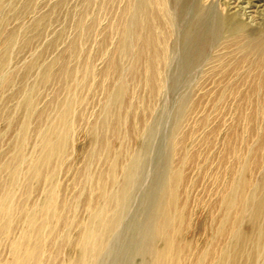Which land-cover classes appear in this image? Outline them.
Listing matches in <instances>:
<instances>
[{"label": "bare ground", "instance_id": "obj_1", "mask_svg": "<svg viewBox=\"0 0 264 264\" xmlns=\"http://www.w3.org/2000/svg\"><path fill=\"white\" fill-rule=\"evenodd\" d=\"M115 1H83L98 10H84L76 23L78 35L69 55L82 62L71 68L70 61L61 56L50 63L41 62L43 52L30 55L24 67L18 65L16 60L24 49L53 17L51 13L39 15L25 25L20 22L22 15L35 13L38 0H0V96L10 92L8 100H17L21 112L20 117L11 111L5 115L13 132L6 136L7 150L0 158V264H101L111 236L124 219L131 193L142 179L139 152L132 154L128 143L139 128L137 124L144 122V129L147 122L144 117L135 123L132 87L143 86L152 102L161 94L175 23L168 0H127L123 14L111 26L118 38L115 50L106 48L104 39L96 47L99 52L91 54L87 49L90 37L104 28L101 14ZM65 2L59 0L54 11ZM11 22L15 23L13 28ZM243 31L242 25H231L226 18L208 26L205 17H197L185 37V71L207 59L201 87L218 90L219 102H238L235 111L244 122L242 131L235 135L242 138L240 147L228 142L232 171L224 188L215 194L217 202L205 245L196 251L192 244L188 248L181 244L182 224L189 227L191 222L187 213L191 190L185 186L184 169L195 154L194 132L184 141L180 138L188 117L182 110L174 123L163 173L155 179L148 197L146 222L138 229L142 239L134 255L135 264H230L228 259L233 258L235 248L240 253L243 244L250 242L255 244L253 254L258 264H264V31L251 37ZM219 40L218 51L210 56L209 49ZM56 42L53 40L48 48ZM100 53L105 56L101 84L106 95L98 116L90 121L84 107L95 90L94 62ZM35 71L36 82L29 85ZM54 82L62 83L63 94H55L44 109H39L41 90ZM150 102L145 103L147 113L152 109ZM82 132L89 139L83 167L72 174L70 184L64 185L63 179L68 178L72 163L81 153L75 140ZM143 140L140 135L139 150H143ZM71 189L77 192L68 195ZM247 222L254 234L244 236L241 227Z\"/></svg>", "mask_w": 264, "mask_h": 264}, {"label": "rangeland", "instance_id": "obj_2", "mask_svg": "<svg viewBox=\"0 0 264 264\" xmlns=\"http://www.w3.org/2000/svg\"><path fill=\"white\" fill-rule=\"evenodd\" d=\"M58 1L59 0H38L39 6L35 13L22 15L20 22L25 25H30L35 19H37V17L49 13L52 14L53 20L45 28L46 30L44 29V31L40 33L38 37L33 39V43L28 48L24 49L21 56L18 58V60H16L17 64L21 67L26 65V61L32 55L35 56L41 52L43 53L40 56V61L44 63H50L60 56L70 61L68 62V65L71 68H76L79 62H82V59L80 60L70 58L69 55V47L72 42L75 41L78 35L76 23H78L80 20L84 10L85 12L91 13L96 12L98 8L97 6L87 7L85 2H83L84 0H66L65 5L60 10L54 11ZM125 3H127V0H116L114 3H111L108 6L109 13L107 11L102 12L101 24L104 28L100 29L102 30L101 32L100 30H97L94 32V34L92 33V36H94L90 37L88 42L89 48H87L89 51L92 50V52H90L91 54L99 52L98 48L96 47H98L100 41H103L104 39L107 43L106 48L113 51L115 50L118 38L115 34L116 32L113 31L111 26L112 23H117L123 14L126 7ZM168 5L171 11L170 14L173 17L172 20L175 24L174 36L170 41L169 60L167 68L165 69L164 89L162 90L161 94L152 102L148 91L143 86L132 87L136 95V100L134 101L135 110L133 111L134 118L136 119L135 123H139L145 117L147 125L143 129L142 124L144 122L140 123L141 125L137 124L139 128L136 130V134L131 136L128 145L132 154L136 153L137 151L139 152L138 158L140 163H143L142 172L144 177L141 175L140 178L142 179H139L140 182H137V186H135L131 193L132 196H130L128 206L125 210V215L123 217L124 219L122 220L118 229L111 236L108 245L106 246V253L100 260L101 264L136 263V256L134 257V255L138 247V243L140 242L139 239H142L138 229L144 221L146 222V214L149 212L148 210H150V202L148 197L154 190L156 182L155 179H158L163 173L166 160L170 154V141L172 137V131L175 126L174 123L177 120V115L182 112V110L186 111V116L188 117L183 125L184 133L182 135L184 136H180V138L182 137L181 140L184 141L187 137L186 135L193 131L194 141L196 142H194L195 154L192 159V163H190V165L186 166L184 169L186 175L185 186H188L191 190L189 199L186 198L188 199L187 213L190 215L191 222L189 221V224L191 226L189 225V227H187V224L184 222L182 224L183 228L181 235V244L185 245L186 248H188L190 244H192V246L194 245V247L196 246V251H200L204 247L207 235L209 234L210 227L213 222L212 213L215 212L214 204L217 202L215 194H217L216 192L218 190L221 191V189L224 188L223 185L228 181L229 174L232 171L231 164H233V162H231V156L228 154V142L231 140V143L240 147L239 143L242 140L241 136L235 138L236 133L241 132L244 127L241 114L238 111H235L237 109L236 107L238 102L233 103V105H230V102H219L217 99L218 90L216 91L210 86L201 87V84L204 81V74L208 69L209 62H207V59H204L203 61H200V63L198 62L199 64L197 63L194 65L190 72L185 71V64L183 61L184 48L186 46L185 37L192 20L196 19L197 17H205L208 26L215 25L221 18H226L231 25H242L244 27L243 34L248 37L254 36L258 32H263L264 0H168ZM14 24V22H11L10 26L13 28V26H15ZM53 40H56L57 42L53 47L48 48L49 44ZM220 41L221 40L215 42L214 45L209 49L208 53L210 56L214 55V53L218 51L217 46ZM41 48L45 50L43 51ZM94 63L97 71V78L96 82L94 83L95 90H93L91 95L87 97L88 103L84 107L85 115L90 121H93L96 116H98L106 95V89H104L101 84V74L106 68L105 56L102 53L96 54ZM36 73L37 72L35 71L29 77V85H33L36 82ZM62 87V83L54 82L47 86V89L43 88L40 93L41 96L38 99L39 109H44L51 102L55 94L60 93L62 95ZM10 97V92L6 93L4 98L0 96V106L2 107V109H0V134L2 135V139L0 140V158L1 155L5 154L7 150L5 141H7L13 132V128L5 120V115L10 111L15 112L17 117H20L21 115L20 109L16 103L18 101L8 100ZM148 99L152 104L150 113H147L145 105ZM187 104L192 105V107L189 109ZM50 108H52V105H50ZM235 124L237 125L235 126ZM140 135L141 137H144L143 143L145 145L142 144L143 150H139L137 145ZM75 141L76 146L81 150V153L78 156L79 158H77L72 163L73 168L68 178L63 179L64 185L70 184L72 174L83 167L84 157L86 156V153L89 149V139L86 137L85 132L80 133ZM202 156L204 157L202 158ZM261 156L264 157V154ZM177 161L178 159L176 162ZM256 170L257 169L255 168V171ZM75 192H77L76 189H71L67 194L74 195ZM216 219H218L217 214ZM241 232L244 236L254 234L252 226L248 222L242 225ZM217 239L218 238L216 236V240ZM243 245V249L240 250V253L237 251L238 248H235V254L233 255V258L228 259V261H231L230 264H258V259L253 254L255 251H257L255 250V244L250 242ZM262 245L264 249V242H262ZM262 251L264 252V250ZM236 254H238L237 259H235Z\"/></svg>", "mask_w": 264, "mask_h": 264}]
</instances>
